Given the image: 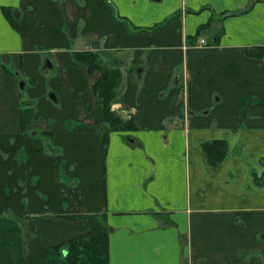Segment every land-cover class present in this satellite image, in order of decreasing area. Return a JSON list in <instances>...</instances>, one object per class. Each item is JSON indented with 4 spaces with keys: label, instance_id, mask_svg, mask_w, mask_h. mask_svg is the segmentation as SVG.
I'll return each instance as SVG.
<instances>
[{
    "label": "crops",
    "instance_id": "obj_1",
    "mask_svg": "<svg viewBox=\"0 0 264 264\" xmlns=\"http://www.w3.org/2000/svg\"><path fill=\"white\" fill-rule=\"evenodd\" d=\"M85 50L122 74L133 127L107 143ZM83 214L105 216L110 264H264V0H0V264H47Z\"/></svg>",
    "mask_w": 264,
    "mask_h": 264
},
{
    "label": "trees",
    "instance_id": "obj_2",
    "mask_svg": "<svg viewBox=\"0 0 264 264\" xmlns=\"http://www.w3.org/2000/svg\"><path fill=\"white\" fill-rule=\"evenodd\" d=\"M3 10L11 21L10 8L3 6ZM99 53L96 51H75L74 60L76 65L85 66L90 74L99 73V78L93 85L96 96L103 101L104 122L106 123L105 140L109 130H126L133 127L131 119L123 120L112 109V103L117 96L118 87L121 82V71L117 67H109L98 61ZM28 103V102H26ZM38 116L31 107L21 110L22 128L26 123L37 120ZM37 149L43 151L40 139H37ZM206 160L211 166H216L226 153V141L222 139L210 140L202 143ZM67 218H82L89 223V230L81 235L69 238L57 243L46 250L47 264H110L108 233L106 218L101 214H83L78 216H66Z\"/></svg>",
    "mask_w": 264,
    "mask_h": 264
},
{
    "label": "rangeland",
    "instance_id": "obj_3",
    "mask_svg": "<svg viewBox=\"0 0 264 264\" xmlns=\"http://www.w3.org/2000/svg\"><path fill=\"white\" fill-rule=\"evenodd\" d=\"M5 68L8 70V72H10L11 74H13L15 76V78H17L18 87L21 88V93L23 95H25V99H28V97H27L28 95L26 93H27V88L29 86H32L31 88H33V90L31 91L32 93L38 94L37 92L39 91V89L41 88V85H42L41 78H37L36 79L34 77H31L32 79H31V82H30V81H28L27 79L24 78L22 71H20L19 69L13 68L10 65H6ZM43 72H46V73H43ZM54 73H55V70L52 69V68H48L45 71H40V74H44L43 76L45 78V83L47 82L46 85H45V87L47 88V91H46V94L45 95L47 97L50 96V94L53 91V89L52 88H49L47 85L49 84L48 83V81H49L48 79H50V76L54 75ZM25 81H26L27 84L26 85L25 84L22 85V82L25 83ZM31 83H33V84H31ZM118 89H119V87H118ZM38 99H39V97L38 98H35L34 101L36 102V101H38ZM31 100H33V99H31ZM23 102L24 101L22 100L21 104H23ZM51 135H52V133H48V134L46 133V134H44L43 132H39L38 137H39V139L43 143V139H45V140L46 139H51L50 138Z\"/></svg>",
    "mask_w": 264,
    "mask_h": 264
},
{
    "label": "water",
    "instance_id": "obj_4",
    "mask_svg": "<svg viewBox=\"0 0 264 264\" xmlns=\"http://www.w3.org/2000/svg\"><path fill=\"white\" fill-rule=\"evenodd\" d=\"M51 64V62H49V65ZM22 85H24V82H22ZM50 97H52L53 99H56V96L54 95V93L50 94Z\"/></svg>",
    "mask_w": 264,
    "mask_h": 264
},
{
    "label": "built area",
    "instance_id": "obj_5",
    "mask_svg": "<svg viewBox=\"0 0 264 264\" xmlns=\"http://www.w3.org/2000/svg\"><path fill=\"white\" fill-rule=\"evenodd\" d=\"M200 43H205V40L204 39H200Z\"/></svg>",
    "mask_w": 264,
    "mask_h": 264
}]
</instances>
